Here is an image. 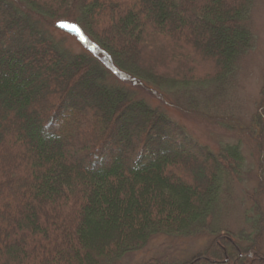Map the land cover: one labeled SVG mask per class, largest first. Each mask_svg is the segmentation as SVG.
<instances>
[{
	"label": "trees",
	"instance_id": "16d2710c",
	"mask_svg": "<svg viewBox=\"0 0 264 264\" xmlns=\"http://www.w3.org/2000/svg\"><path fill=\"white\" fill-rule=\"evenodd\" d=\"M251 6L0 0V264H116L155 237L202 234L213 240L187 261L143 264H264V69L249 125L204 104L225 99L251 48ZM53 23L78 28L87 52L62 46ZM117 76L217 120L236 143L215 152L188 141L167 112L109 81ZM243 146L258 169L253 236L222 218Z\"/></svg>",
	"mask_w": 264,
	"mask_h": 264
},
{
	"label": "rangeland",
	"instance_id": "374dc122",
	"mask_svg": "<svg viewBox=\"0 0 264 264\" xmlns=\"http://www.w3.org/2000/svg\"><path fill=\"white\" fill-rule=\"evenodd\" d=\"M60 25L61 23L55 26L53 23L46 30L57 41L62 42V46L68 50L74 53L86 51L79 33L72 30L71 25L69 27H60ZM249 26L252 33L251 48L238 61L236 74L227 87L225 99L221 102L206 103V95L199 97L205 102L204 104L209 105V110L212 111L208 112L212 118L230 117L239 121L243 126L249 125L250 118L255 113L257 103L261 99L264 69V0H252ZM117 80L118 83L109 77L112 84L125 83L123 86L131 88L136 98L167 112L171 120L183 129L188 141L215 152L222 145L236 143V138L224 130L217 120H211L208 124L202 118L186 113L185 109L177 107L173 102L171 105L159 101L152 93L131 83L129 79L117 76ZM81 130L89 132L90 124L86 122L81 126ZM115 140L112 141L115 142ZM242 153L245 158V168L240 178L231 181L230 192L225 197L230 206L229 214L222 218L227 221L224 227L233 233L253 236L255 230L253 231L251 222L255 213L252 210L250 194L256 188L258 169L245 146L242 147ZM116 156L122 157L121 152ZM196 168L200 169L199 166ZM211 240L213 238L208 234L189 238L158 236L151 239L143 249L126 255L116 264H143L152 258H158L166 263L187 261L202 251ZM260 245V251L264 254V229Z\"/></svg>",
	"mask_w": 264,
	"mask_h": 264
},
{
	"label": "snow or ice",
	"instance_id": "6c2138e0",
	"mask_svg": "<svg viewBox=\"0 0 264 264\" xmlns=\"http://www.w3.org/2000/svg\"><path fill=\"white\" fill-rule=\"evenodd\" d=\"M60 27H69V25H67V24H65V23H61ZM71 28H72V30H74V31H79V29L76 28L74 25L71 26Z\"/></svg>",
	"mask_w": 264,
	"mask_h": 264
}]
</instances>
